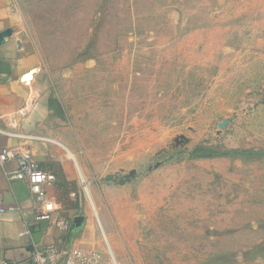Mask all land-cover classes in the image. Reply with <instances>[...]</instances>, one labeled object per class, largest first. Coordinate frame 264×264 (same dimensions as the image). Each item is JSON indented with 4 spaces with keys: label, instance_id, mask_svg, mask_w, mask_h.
<instances>
[{
    "label": "rangeland",
    "instance_id": "374dc122",
    "mask_svg": "<svg viewBox=\"0 0 264 264\" xmlns=\"http://www.w3.org/2000/svg\"><path fill=\"white\" fill-rule=\"evenodd\" d=\"M20 1L28 98L51 117L2 129L48 145L68 244L107 264H264V0Z\"/></svg>",
    "mask_w": 264,
    "mask_h": 264
},
{
    "label": "crops",
    "instance_id": "0c3cea01",
    "mask_svg": "<svg viewBox=\"0 0 264 264\" xmlns=\"http://www.w3.org/2000/svg\"><path fill=\"white\" fill-rule=\"evenodd\" d=\"M20 0H0V127L7 125L10 116L16 113L28 98L29 91L36 88L39 54L34 47L25 43L23 37V12ZM33 71L30 82L25 75ZM46 97L38 96L28 114L27 121H21V131L30 133L35 130L28 124L37 118L51 117ZM38 132L42 129L38 128ZM37 132V131H34ZM43 132V131H42ZM26 145L35 158L43 162L49 153L48 145L27 138L0 132V150L6 147ZM19 168L17 160L0 163V257L32 264L31 257L36 248L63 239V231L51 222L34 218L35 199L25 179L12 178ZM14 207V209H11ZM4 209V210H2ZM28 230L27 233H23ZM59 264H62L60 262Z\"/></svg>",
    "mask_w": 264,
    "mask_h": 264
},
{
    "label": "built area",
    "instance_id": "2783aa9c",
    "mask_svg": "<svg viewBox=\"0 0 264 264\" xmlns=\"http://www.w3.org/2000/svg\"><path fill=\"white\" fill-rule=\"evenodd\" d=\"M26 81L30 82L31 80L27 79ZM34 101V97L27 98L17 113L26 115L30 112ZM0 132L7 134L1 127ZM10 160L19 162V168L10 173V176L12 178L25 179L29 184L30 192L35 199L34 218L40 221L52 222L56 228L63 232L69 231V221L57 215V203L48 193L47 186L52 183L53 176L41 167L40 163L35 159L32 150L26 145L6 147L0 150V163L4 164ZM11 209H14V207ZM27 232L28 230L23 233ZM58 242L36 248L31 257L32 264H59L60 262L62 264H107L105 256L97 249L65 244L62 238ZM114 263L118 264L115 259ZM0 264L22 263L0 257Z\"/></svg>",
    "mask_w": 264,
    "mask_h": 264
},
{
    "label": "water",
    "instance_id": "95a60500",
    "mask_svg": "<svg viewBox=\"0 0 264 264\" xmlns=\"http://www.w3.org/2000/svg\"><path fill=\"white\" fill-rule=\"evenodd\" d=\"M32 72H33V71H31V72H29V73L31 74ZM29 73H27V74L25 75V78H29V77H31V76H28Z\"/></svg>",
    "mask_w": 264,
    "mask_h": 264
},
{
    "label": "bare ground",
    "instance_id": "6f19581e",
    "mask_svg": "<svg viewBox=\"0 0 264 264\" xmlns=\"http://www.w3.org/2000/svg\"><path fill=\"white\" fill-rule=\"evenodd\" d=\"M32 75H33V73H31V74L29 73V74H28V76H31V77H32ZM31 77H29V78H31Z\"/></svg>",
    "mask_w": 264,
    "mask_h": 264
}]
</instances>
